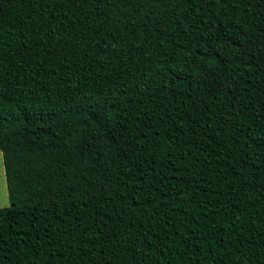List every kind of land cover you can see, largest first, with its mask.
Returning a JSON list of instances; mask_svg holds the SVG:
<instances>
[{"label":"trees","instance_id":"16d2710c","mask_svg":"<svg viewBox=\"0 0 264 264\" xmlns=\"http://www.w3.org/2000/svg\"><path fill=\"white\" fill-rule=\"evenodd\" d=\"M0 264H264V0H0Z\"/></svg>","mask_w":264,"mask_h":264},{"label":"rangeland","instance_id":"374dc122","mask_svg":"<svg viewBox=\"0 0 264 264\" xmlns=\"http://www.w3.org/2000/svg\"><path fill=\"white\" fill-rule=\"evenodd\" d=\"M10 199L7 191V184L4 173L3 156L0 151V207L9 206Z\"/></svg>","mask_w":264,"mask_h":264}]
</instances>
